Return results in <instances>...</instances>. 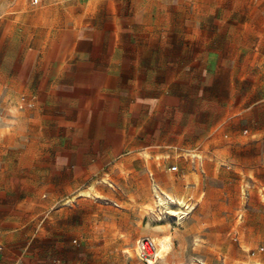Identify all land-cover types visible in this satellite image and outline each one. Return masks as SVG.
<instances>
[{
    "label": "rangeland",
    "instance_id": "374dc122",
    "mask_svg": "<svg viewBox=\"0 0 264 264\" xmlns=\"http://www.w3.org/2000/svg\"><path fill=\"white\" fill-rule=\"evenodd\" d=\"M99 13L100 34L126 47L158 38L162 78L188 115L162 120V133L176 129L186 149L169 139L173 150L96 173L40 166L54 137L45 94L25 90L29 75L54 70L68 30ZM9 225L36 264H145L141 237L165 241L155 240L165 254L154 264H264V0H0V227Z\"/></svg>",
    "mask_w": 264,
    "mask_h": 264
},
{
    "label": "crops",
    "instance_id": "0c3cea01",
    "mask_svg": "<svg viewBox=\"0 0 264 264\" xmlns=\"http://www.w3.org/2000/svg\"><path fill=\"white\" fill-rule=\"evenodd\" d=\"M103 18L99 13L79 29L70 28L71 42L53 59L56 68L35 69L29 75L30 86L25 90L45 94L41 119L47 122L48 136L54 137L47 145L51 161L40 166L96 173L127 163L131 154L186 149L185 144L176 146V129L162 133V120L187 119L188 115L185 101L171 94L172 79L162 78L158 38L133 37L148 45L126 47L125 37L100 34L104 31L98 24ZM38 76L40 87L34 88ZM169 139L173 149L167 146ZM185 202L189 207L184 210L191 208L192 198ZM242 217L240 212L238 218ZM21 241L16 228L0 227V264H36Z\"/></svg>",
    "mask_w": 264,
    "mask_h": 264
},
{
    "label": "built area",
    "instance_id": "2783aa9c",
    "mask_svg": "<svg viewBox=\"0 0 264 264\" xmlns=\"http://www.w3.org/2000/svg\"><path fill=\"white\" fill-rule=\"evenodd\" d=\"M35 3L38 2V0H34ZM177 166H173L172 170H176ZM189 205H185V208H188ZM186 215V213L183 211L181 212V218H183ZM137 250L138 254L141 258V260L144 261L145 264H154L157 260V254H158V244L154 240V238L151 237H141L137 241Z\"/></svg>",
    "mask_w": 264,
    "mask_h": 264
},
{
    "label": "bare ground",
    "instance_id": "6f19581e",
    "mask_svg": "<svg viewBox=\"0 0 264 264\" xmlns=\"http://www.w3.org/2000/svg\"><path fill=\"white\" fill-rule=\"evenodd\" d=\"M81 195H89V192L88 191H83L82 193H80ZM173 201H175L180 207H183L185 204H186V202H185V199L184 198H182V197H176V196H174V195H172V194H170V196H169ZM155 240H157L158 241V243L159 244H161L163 247L165 246L164 244H165V241L163 240V239H158V238H155ZM166 240V239H165ZM167 242V241H166ZM163 250H164V248H163ZM166 250V249H165ZM164 250V251H165ZM163 251L162 250H160L159 252H158V254H157V258H162L163 257ZM165 254V253H164Z\"/></svg>",
    "mask_w": 264,
    "mask_h": 264
}]
</instances>
